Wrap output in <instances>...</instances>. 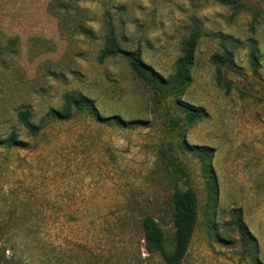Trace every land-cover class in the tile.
Returning a JSON list of instances; mask_svg holds the SVG:
<instances>
[{
  "label": "rangeland",
  "instance_id": "374dc122",
  "mask_svg": "<svg viewBox=\"0 0 264 264\" xmlns=\"http://www.w3.org/2000/svg\"><path fill=\"white\" fill-rule=\"evenodd\" d=\"M197 23L180 95H155L120 57L100 60L112 30L167 79ZM222 42L233 61L218 77ZM80 95L96 113L53 118ZM183 106L207 118L188 124ZM175 185L197 208L181 264H264V0H0L1 264H164L142 223L154 219L172 251Z\"/></svg>",
  "mask_w": 264,
  "mask_h": 264
},
{
  "label": "trees",
  "instance_id": "16d2710c",
  "mask_svg": "<svg viewBox=\"0 0 264 264\" xmlns=\"http://www.w3.org/2000/svg\"><path fill=\"white\" fill-rule=\"evenodd\" d=\"M200 38L201 28L197 23L190 34L181 42L180 57L176 61L173 74L167 79L148 66L142 60L139 52L124 50L120 46L117 36L112 30L100 53V60L103 61L111 57H120L127 62L135 78L147 86L155 95H161L163 97L176 96L180 95L190 82V70L194 65L195 54ZM232 59V49L227 48L226 44L222 42L221 54H214L211 57V63L215 67L218 77L223 69L230 68L233 61ZM249 61L254 68L256 56L253 52L249 53ZM66 100L65 107L61 112L51 111L53 118L64 121L67 119V115L70 114V112L94 114L97 111L94 102L84 95H80L77 98L67 97ZM181 109L185 114V121L188 124H193L207 118V114L202 108L183 106ZM17 117L22 126L31 134H35L38 131V127L30 121V113L28 111H20ZM109 121L119 122L117 119L115 120V118ZM15 142V139L11 138L8 147H11ZM194 150H197L196 153L202 163H206L211 156V152L208 148L195 147ZM177 174L178 169L175 170V175ZM172 204V223L174 228L172 251H167L165 247L164 231L154 219L146 218L143 221L142 233L147 248L152 252L158 253L164 264H181L196 225V201L192 191H183L175 185L173 188ZM235 225L240 233L242 244L249 245L251 241L250 232L241 222L240 216L236 217Z\"/></svg>",
  "mask_w": 264,
  "mask_h": 264
}]
</instances>
